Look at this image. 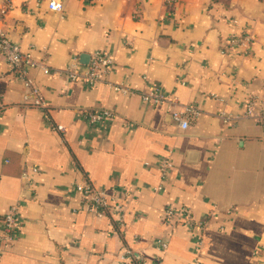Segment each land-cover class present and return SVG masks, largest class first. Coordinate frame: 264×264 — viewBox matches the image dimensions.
I'll use <instances>...</instances> for the list:
<instances>
[{
	"label": "crops",
	"instance_id": "crops-1",
	"mask_svg": "<svg viewBox=\"0 0 264 264\" xmlns=\"http://www.w3.org/2000/svg\"><path fill=\"white\" fill-rule=\"evenodd\" d=\"M49 1L13 0L4 21L49 74H28L41 110L0 57V237L20 206L0 264H264V124L246 115L264 106V0H61V13ZM244 28L250 50L229 49ZM97 53L113 60L106 81H70L72 59L85 71ZM149 89L199 116L182 130L167 105L142 101ZM103 110L109 122H88ZM76 184L113 195L111 216L98 217ZM168 207L207 227L167 223Z\"/></svg>",
	"mask_w": 264,
	"mask_h": 264
},
{
	"label": "built area",
	"instance_id": "built-area-1",
	"mask_svg": "<svg viewBox=\"0 0 264 264\" xmlns=\"http://www.w3.org/2000/svg\"><path fill=\"white\" fill-rule=\"evenodd\" d=\"M177 0H163L166 6H172ZM13 9V0H0V57L4 58L8 65L12 68L13 72L17 74L22 81L27 93L24 97L25 101H28L33 106L45 110L46 103L42 98L39 88L35 85L34 81L28 77L29 70L39 69L44 73L49 74L48 68L43 62L36 60V58L29 52H24L22 47L15 43L4 29L5 18L11 13ZM48 9L54 13H61L64 10V3L61 0H50ZM233 24L238 25V22L234 21ZM255 38L252 34H249L244 28L240 33L232 34L228 41V48L235 49L241 48L245 51L250 50L254 44ZM113 60L105 57L102 54L97 53L95 60L88 70H81L78 57L72 59L69 67L65 71L69 80L72 82H83L84 84L94 87L98 86L106 81L107 69L112 65ZM109 86L117 92L130 93L131 91L124 88L122 85ZM141 99L146 104L152 105H167L170 109L173 121L182 130H188L192 122L199 116L198 110L194 106H181L179 109H174L176 106L173 100H170L166 94L158 89H149L141 93ZM249 118H255L261 124H264V106L258 111L254 110V105L250 104L248 112L246 114ZM114 117L113 113L109 110H103L100 112L89 113L86 117L90 124H104L109 122ZM49 126L52 130L58 132H65L66 129L62 125H57L51 122L50 118L45 116ZM170 164H167V167ZM32 173H37L36 168H32ZM165 171V169H162ZM27 178V175L25 176ZM75 190L82 195V199L85 201L88 207H91L94 213L98 217L111 216L112 210L110 200L114 199L113 195H110L103 190H98L91 185L84 186L82 184H76ZM117 213L120 215V206L115 207ZM19 209L18 204L12 205L5 218H4V235L0 237L1 242H10L14 239V235L19 227ZM165 221L172 223L178 221L186 224L191 230L200 232L207 227V224L202 221L195 220L190 216V212L186 208L168 207L165 212ZM121 221V219H120ZM197 252H200L203 243L200 237L196 240ZM162 249H167V244L162 243ZM133 257L131 250H126L122 256V259L129 260ZM146 264V263H143ZM193 264H199V260L196 259Z\"/></svg>",
	"mask_w": 264,
	"mask_h": 264
}]
</instances>
